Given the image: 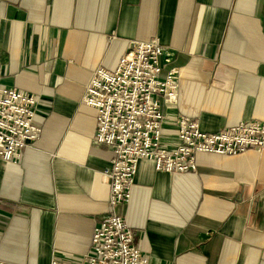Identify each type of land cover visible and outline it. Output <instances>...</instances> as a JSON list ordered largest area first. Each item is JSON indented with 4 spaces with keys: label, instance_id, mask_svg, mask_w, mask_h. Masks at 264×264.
I'll return each mask as SVG.
<instances>
[{
    "label": "crops",
    "instance_id": "1",
    "mask_svg": "<svg viewBox=\"0 0 264 264\" xmlns=\"http://www.w3.org/2000/svg\"><path fill=\"white\" fill-rule=\"evenodd\" d=\"M158 38L179 68L178 112L205 132L231 126L227 0H0L1 80L38 98L43 133L19 163L0 157V262L80 264L109 209L114 153L82 100L94 72L117 69L131 40ZM174 146L176 112L165 108ZM193 172L139 161L118 208L149 264H236L233 156L200 153Z\"/></svg>",
    "mask_w": 264,
    "mask_h": 264
},
{
    "label": "built area",
    "instance_id": "2",
    "mask_svg": "<svg viewBox=\"0 0 264 264\" xmlns=\"http://www.w3.org/2000/svg\"><path fill=\"white\" fill-rule=\"evenodd\" d=\"M130 47L116 70L102 66L94 72L82 100L97 109L95 140L114 155L103 171L110 184L108 213L96 223L80 264H149L134 228L118 211L132 198L141 159H152L159 171L180 173L195 171L200 153L232 155V126L205 132L198 119L178 112L181 75L178 66L164 71L165 47L158 38L133 39ZM1 76L0 62V157L16 164L42 136L35 122L38 98ZM165 108L177 113L174 146L164 140Z\"/></svg>",
    "mask_w": 264,
    "mask_h": 264
}]
</instances>
